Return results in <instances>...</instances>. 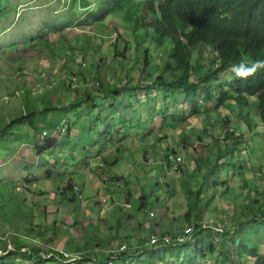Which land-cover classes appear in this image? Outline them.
<instances>
[{"label": "trees", "instance_id": "trees-1", "mask_svg": "<svg viewBox=\"0 0 264 264\" xmlns=\"http://www.w3.org/2000/svg\"><path fill=\"white\" fill-rule=\"evenodd\" d=\"M126 2V0H65L61 5V11L67 9L66 15L61 16L59 14L51 20L44 21V26L47 28L46 32L62 31L76 23L87 24L88 26L94 23L98 25L95 32L81 34L73 38L74 40L70 43L58 46L57 48L60 51L51 45L48 37L43 40V44L52 49L55 57L61 55L59 68H65L66 70L71 68L70 70L76 71L72 74L78 77L79 83L82 80L84 81L83 85L86 87V93L84 94V90H77L76 93L79 94L73 96L66 93L63 97L61 90L46 89L45 83L52 80L56 75L54 71L47 70L48 72L40 71L35 74L38 80L37 86L35 85L34 88L24 83L23 86H19L18 89L6 94L7 96L4 99L6 103L13 97L18 98L20 104L9 105V108H12L9 110V116L0 117V140H2L0 153L7 155L4 156V159L7 160L8 156H13L18 148H27L26 143L22 141L30 135V132L36 135L37 138L34 140V145L30 143L34 156L43 155L52 150L55 156L57 153H63L65 141L61 135L66 128L65 124L71 132L69 141H72L73 133H77L74 140L75 145L70 144L69 141L67 142L70 145L71 152L77 149L76 145L81 147L83 134L77 126L83 124V115L87 112L90 117V112L95 110L96 105L104 101L103 98L108 92L114 91V94H119L117 86H114V84L107 82L105 86L101 73L113 72L114 69L124 65L127 68L128 64L126 63L130 59L123 52L124 48L119 47V43L124 37L125 42L127 41L125 44L126 51L129 50L131 38L125 36L126 30L132 29V35L137 40L139 39L137 32L142 31L145 40H148V38L146 39L147 36L151 39L154 49L152 50L150 46L147 47L146 45L145 50L141 51L140 43H138V45H135L136 51L133 60L139 61L141 52H143V59L146 62L148 60L147 54H151V56L152 54H158L159 50L165 47L166 42L170 43V46L160 52V66L155 74L146 73L149 78V85H142L140 82L131 86L127 84L124 91L132 92L139 88L158 90L159 92L154 95L155 100L152 101L145 97L140 98L139 102L143 101L144 105L152 102V105H155L154 110L159 108L163 111L168 107V109L177 110L182 118L186 120L190 119L187 118L192 113V117L202 114V106L205 107L208 103H213L215 104V113L219 116L217 121H222L226 129L218 134L216 132L209 133V137H203L204 139L201 140L207 143V147L211 145L215 148L213 152L214 162L211 160L210 153L207 156L200 154L198 144L201 141L198 139V143L194 142V140H191V135L188 138L192 145L187 146L188 141L184 135L181 143L185 146V149L182 150L180 145L181 151H177L174 157L171 154H173L175 148L167 147L166 154L163 152L169 164L167 167L162 166V171L168 176L171 172L169 168L173 164V169L178 174H182L179 177L183 179V183L186 179H192L186 177L184 173L188 168H184L187 155H184L183 151L192 150L196 155L194 157L198 162L197 169H201L203 177L197 180L192 179L195 186L193 188L188 187L187 190L185 188L183 193V197L188 194L193 198L190 210L186 212V219L193 221L191 218L195 217V223L188 222L186 224H194V226L191 233L185 235L183 240L175 239L177 233L164 229L161 230V233H163L159 235L160 244L135 245L132 247L133 251L149 252L146 253L147 256L144 258L146 263L144 264H166L169 257L166 256L165 258L163 256L165 252H162V250L165 251L167 247H175L179 244L186 247L187 252L183 254L181 250L177 254H171L172 264H218L219 257H221L219 264H264V165L257 163L259 159L264 158V140L261 136V133H264V64L255 63L256 61H264V0H143L141 3L142 15L139 12L129 14L128 11H125ZM11 3V0H0V19L5 23L2 31L10 27L7 20L11 13L16 15L19 11V3ZM81 7L88 9L86 14L75 12ZM100 25L102 28H100ZM110 29L112 31L109 34L108 30ZM2 31L0 30V34ZM98 37H102V41L109 44H107V49L113 46L112 53L117 60L122 59L120 62L122 64L115 66L108 64V61L111 60L104 58L101 55V50L94 44L95 38ZM32 38L35 39L34 36ZM65 44L70 46H65ZM93 44L96 49L95 72L85 68L87 55H83L82 61L77 62V64L73 59L66 60L64 58L63 52L70 51L71 48L77 49V52L86 49L87 52H90V47ZM203 47L206 49L205 51ZM196 48L198 54L194 57ZM139 51L141 52L139 53ZM74 56L80 58V55ZM123 60L127 61L124 63ZM75 64L77 67L73 68ZM144 68L145 66H141L143 71ZM227 68L231 73L226 72ZM128 69H133V76L136 75L137 66L130 68L129 65ZM20 74L28 75L27 72H21ZM228 75L229 77H226ZM103 107L105 106H101V108ZM65 110H68L67 117L64 114ZM74 110H77L75 112L77 120L72 121L75 126L71 122ZM132 110L130 119L134 120L136 125L140 123L146 125L148 123L145 112L138 104H132ZM139 116H142V122L137 119ZM237 116L239 118L235 123L233 118ZM94 119H96L95 123L84 120L88 125V141L84 147L86 153L84 154L81 149V155L84 156L89 153L90 147L97 146V142L112 135L113 125L111 122L107 121L105 117L100 122L99 118ZM99 128L103 130L96 134L92 133V131L94 132ZM54 131L59 132V137L54 135ZM195 135L197 138L202 137L200 134ZM91 136L93 137L89 140ZM210 139H213V142H210ZM253 142L255 147L252 150L255 151V155L247 151L246 163L240 162L244 160L240 149L245 145L247 150H250ZM55 149L58 151L55 152ZM96 151L98 150L96 149ZM251 155L255 157V163H250L253 159ZM68 156L70 160L76 157L73 153L71 156L68 154ZM150 157L151 155L145 153L144 161L150 159ZM233 157L237 160V163H241L234 170V176L241 175L243 191L250 196L243 202L242 210H238V208H235L236 206H233V212L228 214L229 220H223V217L226 216L224 214L228 213V208L233 203L231 197L236 194L231 191L229 187L230 179H228L232 178L230 171ZM138 160L142 161L141 158H138ZM145 162L150 169L147 170L143 164L141 167L145 173L141 175L139 172H135L136 174L130 175V177L135 180L142 176L147 180L145 174L152 168L149 161ZM31 163H34L33 159H31ZM108 163L113 162L108 161ZM23 164H26L25 158ZM226 164L227 167H225ZM252 166H255L254 169H250ZM33 172L29 177H35ZM250 172L252 173L250 174ZM47 173L54 174L51 167L47 170ZM211 174L212 177L210 178ZM222 174L226 176L224 177ZM73 175L74 173L70 171L68 181L65 182V191H69L68 197L65 198L68 199V202H64L65 204H68L70 200H75L74 195L77 194L75 186L72 185ZM29 177L23 181L15 179L14 187L8 188L6 180H2L3 177L0 176L2 181L0 210L6 204L11 208L9 212L0 213V217L11 215L12 225L14 221H18L14 218L16 214L26 213V205L30 204L26 200L29 187L24 188L26 185L24 182ZM206 178H208L209 187L204 189L202 181ZM250 178L255 179V181H249ZM40 180L38 178L36 184ZM111 180H117L123 186L124 182L130 187L132 183L131 179L128 180L122 175L112 176ZM122 181L123 183H121ZM212 181L215 186L214 190L211 188ZM176 183H178V175ZM171 187L169 192L172 193L169 197L173 195L175 189L174 186ZM224 194L227 198L226 204H228V207L220 204L214 205L213 210L218 215L216 219H213V221L197 219L201 216L200 205H203L202 202L210 203L215 196L221 197ZM20 196H22V200ZM236 196L238 197V195ZM139 198V209L147 208V202L150 200L149 194L144 193L142 190ZM22 201L25 204L24 206ZM53 204L54 202L48 205L46 202L41 204V214H45V208L54 207ZM57 208L59 207L56 206L54 210ZM31 209V217H33L34 210ZM64 209V207L59 208L63 212ZM80 211L81 209L77 210L75 221H79V217H82V215L79 216ZM83 216L88 217L90 222L92 221V216L85 214V212ZM28 217L25 214L21 217L22 219L25 218V220H21L23 221L22 225L32 224L31 220H27ZM53 221L54 224L49 228L51 235L48 242L44 231L35 228L32 229V235L38 237L41 243L50 244L54 236L61 237L62 233L66 234L68 236L67 242L74 243L73 249L80 251V254L74 260L67 262L66 258L68 256H65L60 250H56L57 257L55 248L52 247L43 255V251L37 244L27 242L21 238L17 240L13 247L5 244L1 248L0 264H15L18 259H31L36 264H44L47 261L46 258L56 260V262L59 261L61 264H87L96 260L99 264H125L118 257L120 254L126 255L127 251L119 253L111 250L105 262H103L99 250L95 252L93 248H87V243L85 244L86 248L78 243L77 237L72 235L71 230L73 228L67 229L64 227L63 218L60 217L59 212ZM141 223L142 221L139 222V227L142 226ZM186 225L181 227L180 230L183 231L187 227ZM217 225H219V228ZM149 226L152 229L151 235L158 233L153 225L149 224ZM165 233H172V240L164 242L165 238L163 236ZM93 240H95L94 237L91 238L89 245ZM150 247L153 249H149ZM119 260L121 262H118Z\"/></svg>", "mask_w": 264, "mask_h": 264}, {"label": "rangeland", "instance_id": "rangeland-1", "mask_svg": "<svg viewBox=\"0 0 264 264\" xmlns=\"http://www.w3.org/2000/svg\"><path fill=\"white\" fill-rule=\"evenodd\" d=\"M126 1L127 7L125 11H128L129 14L139 12V14L142 15L141 3L143 0ZM11 2V4L14 2L19 3V11L16 15L11 13L7 20V24H9L10 27L2 31L5 23L0 19V30L2 31L0 34V117L9 116V110L12 109L9 108V105L14 106L20 104L18 98L13 97L6 103L4 101L7 96L6 94H9V92L14 89H18L19 86H23L24 83L33 88L35 85L37 86L38 79L36 78L38 77L35 74L40 71L50 70L56 73L52 80L45 83L46 89H51L52 91L61 90L63 97L66 93H70L73 96L77 95L79 94L76 93L77 90H84L83 92L85 94L86 87L83 85L84 81L82 80V82L79 83L78 77L75 76V74H72L76 73V71L70 70L71 68H67L68 70L65 68H59L58 66L60 65L61 55L55 57L52 49L47 48L43 44V40L48 37L51 45L58 50V46H61L64 43H70V41L74 40L73 38H76V36L95 32L98 25L94 23L93 25L91 24V26H88L87 24L76 23L62 31L46 32L47 28L44 26L45 20H51L59 14H61V16L63 14L64 16L66 15L68 11L67 9L61 11V5L65 0H11ZM57 9L58 11H56ZM87 11L88 9L86 7H81L75 12L86 14ZM100 28H102L101 25ZM111 31L112 29L108 30V33L110 34ZM137 33L138 40L132 35V29L126 30L125 32V36L131 38V47L129 50L126 51L125 44L127 41L125 42L124 37H122L121 43H119V47L124 48L123 52L127 54L128 59H130L129 61L123 60L124 63L127 61V68H125L124 65L123 67L114 69L113 72L106 71L101 73L105 86L107 82L109 84H114V86H117V92H119V94H114V91L108 92L103 98L104 101L96 105V108H94L95 110L90 112V117L87 112L83 115V124L77 126V128L81 129L83 134V139L81 140L82 148L76 145L77 149L71 152L70 145L67 143L71 132H69L67 124H65L66 128L61 135L65 141L63 153H57L55 156L53 155L52 150L43 155L34 156V153L31 150V144L34 145V140L37 138L36 135H33L31 132L30 135L22 141L26 143L28 146L27 148H18L13 156H8L7 160L4 159V156L7 155L0 153V176L3 177L2 180H6L8 188L14 187L16 183L15 179L23 181L28 178L33 171L35 175V177H29V179L24 182L26 184L24 188H27V186L29 187L26 200L27 202H30V204L26 205L27 212L24 214L30 217H28L27 220H31L32 224L26 223L25 225H22L23 221L21 220H25V218H21L24 216L23 213L16 214L14 218L18 221H14L13 225L10 221V218L12 217L11 215L0 217V236H2V238H0V251L5 244L9 247H13L18 239L23 238L27 242L37 244L43 251V255H45L49 248L52 247L55 248L57 257L58 253L56 250H60L65 256H68V258H66L67 262H71L76 256H78V254H80V251L73 249V246L75 245L74 243L70 244L67 242L68 236L66 234L62 233L61 237L54 236L53 241H51L50 244L41 243V241L38 240V237L32 235V229L36 228L44 231L46 241L48 242L50 240L49 236L51 235L49 228L54 224V217L56 218L57 213L59 212L60 217L63 218L64 227L67 229L76 228L74 230L72 229L71 232L74 237H77L78 243L84 248H86L85 244L87 243V248H93L95 252L99 250L103 262H105L110 251L115 250L119 253L127 251L126 255L120 254L119 257L117 256L118 259L120 258L125 264H130L132 261L131 264H137V262L138 264H144L146 263L144 259L147 256L146 253L149 252H134L132 247L143 244L148 246L151 245L149 240L152 236V229L149 224L156 228L159 234L156 233L155 235L159 238V235L163 233H161V230L165 229L172 231V233H179L181 227L188 222H192L186 219V212L190 210L193 198L188 194H185L183 197V193L185 188L186 190L188 187L193 188L195 185H193L192 179H201L203 173L201 169H197L198 162L195 159L194 156L196 155L192 150H184L183 154L187 155L184 168H188L184 173L186 174V177H191L192 179H186L183 183V179L179 177L182 174H178L173 169V164L169 168L171 172L167 176V174L161 169L162 166L167 167L169 164L165 158V151L167 150V147H172V149L175 148L173 152V154H175L177 151H181V147L182 150L185 149V146L181 143V139L184 135L188 141L187 146H190L192 143L189 142L190 139L188 136L191 135V140L198 143V139L201 141L204 139L203 137H209V133L216 132L218 134L225 130L226 126L223 125L222 121H217L219 120V116L215 113L216 109L215 104L213 103H208L205 107L202 106V114H199L198 116L194 115V117H192V113L187 118L190 119L186 120L182 118L177 110L168 109L169 107L163 109V111L159 108L154 110L155 105H152V102L148 105H144L143 101L139 102L140 98L145 97L152 101L155 100L154 95L159 92L158 90L153 91V89L145 90L139 88L132 92L124 91L127 84L131 86L140 82L142 85H149V78L146 73H151L152 75L155 74L157 68L160 66V52L170 46V43L166 42L165 47H162L158 54H152V56L151 54H147L146 56L148 60L144 62L143 52L141 51L146 48V45L147 47L150 46V49L153 50L154 45L148 36L146 37L148 40H145L142 31ZM32 35L35 39L32 38ZM95 40L94 44L98 46L99 50H101V55H103L104 58H109L111 60L108 61V64H113L114 66L122 64L120 63L122 59L117 60L112 53L113 46L107 49L109 44L104 43L102 37L95 38ZM5 42L8 43L6 44ZM138 43H140L141 46V51H139V53L141 52V59L139 61L136 59L133 60L136 51L135 45H138ZM94 44L91 45L90 52H87V49L84 51L79 50L77 52V49L75 50L74 48H71L69 49L70 51L63 52L64 58L66 60L73 59L77 64V62L82 61L83 55H87V65L85 68L95 72L96 49ZM65 46L70 45L65 44ZM58 51H60V49ZM197 54L196 48L194 50V57ZM74 55H80V58ZM69 62L71 63V60ZM76 64L73 65V68L77 67ZM129 65L130 68L137 66L135 76H133L134 73H132L133 69H128ZM141 66H145L144 71L141 69ZM21 72H27L28 75L20 74ZM226 72L231 73L228 68L226 69ZM226 77H229V75ZM2 96L3 98H1ZM132 104H138L139 107L142 108V111L145 112V115L147 116L146 120L148 122L146 125L145 123L136 125L134 120L130 119L133 111ZM101 106L105 107L101 108ZM76 111L77 110L73 111L74 113L71 122L77 120L75 117ZM235 112L237 113L238 111L236 110ZM64 114L67 117L68 110H65ZM104 117L113 125L111 129L112 135L109 138L104 137L100 142H97V146H94L95 148L90 147L89 153L86 156L81 155V149L84 154L86 153L84 147L88 141V125L84 120H87L89 123H95L96 119L94 118H99L100 122L104 120ZM237 118L239 117L237 116L236 118H233L235 123L238 120ZM137 119L142 122V116H139ZM72 123L73 126H75L74 122ZM46 124L48 123L46 122ZM102 130L103 129L99 128L94 132L92 131V133L96 134ZM195 134H200L202 137L197 138ZM54 135L59 137V132L54 131ZM261 136L264 140V133H261ZM76 137L77 133L74 132L72 135V141H69L70 144L75 145L74 140ZM92 137L93 136L89 137V140H91ZM1 141L2 140H0V143ZM210 142H213V139H210ZM199 144L200 154L202 156H207L209 155L208 153H210V156H212L211 160L214 162L215 157L213 152L215 148L211 145H208L207 147V143L204 141H201ZM258 146L260 147V145ZM254 147V142L252 143L250 150H247L245 145L242 146L240 152L244 157V160L240 162H243L244 164L246 163L247 151H250L255 155V151L252 150ZM96 149L98 151H96ZM57 151L58 150L55 149V152ZM163 152H165V154ZM72 153L76 155V157L70 160L68 154L71 156ZM145 153L151 155L150 159L145 161H149L152 169L145 174L147 180L142 176L134 180L130 175H135V172H139L141 175L145 173L141 165L144 164L147 170L150 169L149 165L144 161ZM253 155H251L253 162L251 161L250 163H255L256 161ZM24 158L26 164H23ZM138 158H141L142 161L140 162ZM31 159L34 160V163H31ZM108 161L113 163L109 164ZM236 161L237 160L233 157L230 171L232 178H228L230 179L229 187L231 191L236 194L231 197L233 203L230 204L228 213L224 214L226 216L223 215V220H229L228 214L233 212V206H236L235 208H238V210H242L243 202L250 196L243 191L241 175L234 176V170L241 164ZM165 163L167 164L166 166L164 165ZM257 163L264 165V158L259 159ZM50 167L54 174L47 173V170ZM225 167H227V164ZM254 167L255 166H252L250 169H254ZM70 171L74 173L72 185L75 186L77 194L74 195L75 200H70L68 204H65L64 202H68V199L66 200L65 198L68 197L67 194L69 193V191H65V182L67 183L68 181ZM251 173L252 172H250V174ZM117 175L125 176L128 180L131 179V187L130 185L125 184V182L123 186V184L120 185L117 180H111L112 176ZM177 175L178 183H176ZM222 176L225 177L226 175L222 174ZM209 177L211 178L212 174ZM38 178L41 179L39 181L41 183L38 182L36 184ZM248 180L252 182L255 181L253 178ZM1 182L2 181L0 180V201L2 197ZM202 182L204 189L209 187L208 178ZM121 183H123V181ZM171 186H174L175 189L173 190V195L169 197L172 193L169 192ZM211 188L213 190L215 189L213 181ZM142 190L144 193L149 194L150 200L147 202V208L139 209V196ZM236 195H238V197ZM20 198L22 200V196H20ZM60 201L62 202L61 204ZM226 201L227 198L224 194L221 197L215 196L214 200L210 203L202 202L201 204L203 205H200L201 216L197 219L213 221V219H216L218 216L213 210V206L220 204L228 207ZM45 202L47 205L54 202V207L50 206L45 208V214L43 215L41 214L42 206L40 205ZM22 205H25L23 201ZM7 206L8 204L2 207L0 213L4 214V212H9V209L11 208H9L10 206ZM56 206L59 208L64 207V212L60 211L59 208L54 210ZM31 208L34 210L33 217H31ZM149 208H151V211ZM78 209H81V214H79V216L82 215V217H79V221H75ZM152 210L155 212L154 215L149 213V211L152 212ZM195 211L197 212L196 209ZM84 212L85 214L92 216L91 222L88 217L83 216ZM191 219L195 221V217H192ZM140 221H142L141 227H139ZM217 227L219 228V225H217ZM172 233H165L164 236L167 235L171 237ZM177 236L178 234L175 235V237ZM92 237H94L95 240L89 245ZM229 244L231 243L229 242ZM122 246L123 248H121ZM149 249L153 248L150 247ZM185 249L186 247L179 244L175 247H167L165 251L162 250V252H165L163 256H165V258L166 256L169 257L166 264H172V257H170L171 254H177L181 250L183 251V254H185L187 252ZM135 250L137 249L135 248ZM46 260L47 261L44 264H61L58 260V262L53 259L46 258ZM121 260L118 262H121ZM158 260L161 261L160 259ZM220 261L221 257H219L217 263L219 264ZM15 264H36V262L31 259H18ZM87 264L99 263L98 260H96L90 261Z\"/></svg>", "mask_w": 264, "mask_h": 264}, {"label": "built area", "instance_id": "built-area-1", "mask_svg": "<svg viewBox=\"0 0 264 264\" xmlns=\"http://www.w3.org/2000/svg\"><path fill=\"white\" fill-rule=\"evenodd\" d=\"M192 229H193V227L192 226H187L185 229H184V231L182 232V233H179L178 234V236L177 237H175V239H177V240H183L184 239V237H185V235H187V234H189V233H191V231H192ZM164 242H167L168 240H172V238L170 237V236H164ZM150 243L151 244H158L159 242H160V238H158V236L157 235H155V234H153L151 237H150ZM121 248H123V246L121 247Z\"/></svg>", "mask_w": 264, "mask_h": 264}, {"label": "clouds", "instance_id": "clouds-1", "mask_svg": "<svg viewBox=\"0 0 264 264\" xmlns=\"http://www.w3.org/2000/svg\"><path fill=\"white\" fill-rule=\"evenodd\" d=\"M206 49H204V51H205ZM250 63H251V61H249ZM255 63H257V64H264V61H256ZM174 155L175 154H171V156L172 157H174ZM151 211V210H150ZM149 211V213L151 214V215H154L155 214V212H154V210H152V212H150ZM157 216V215H156ZM193 223H195V221H192ZM186 226H194V224H189V225H186ZM185 229V228H184ZM184 231V230H183ZM183 231H180L179 233H182ZM179 233H177V234H179ZM176 235V234H175ZM151 245H153V244H151Z\"/></svg>", "mask_w": 264, "mask_h": 264}, {"label": "bare ground", "instance_id": "bare-ground-1", "mask_svg": "<svg viewBox=\"0 0 264 264\" xmlns=\"http://www.w3.org/2000/svg\"><path fill=\"white\" fill-rule=\"evenodd\" d=\"M181 159H182V158H181ZM181 159H180V160H181Z\"/></svg>", "mask_w": 264, "mask_h": 264}]
</instances>
